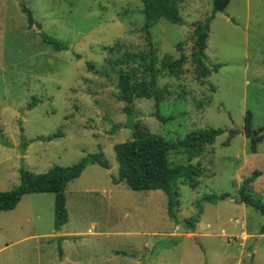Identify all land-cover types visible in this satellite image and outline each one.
I'll use <instances>...</instances> for the list:
<instances>
[{"label": "rangeland", "instance_id": "obj_1", "mask_svg": "<svg viewBox=\"0 0 264 264\" xmlns=\"http://www.w3.org/2000/svg\"><path fill=\"white\" fill-rule=\"evenodd\" d=\"M141 7L140 0H0V191L19 184L21 167L34 176L97 152L110 165L88 163L66 184L67 220L59 230L51 192L25 194L1 211L0 264H264V213L239 200L250 179L264 204V137L251 152L243 132L249 112L252 128L264 133V0H230L214 13L204 61L218 66L204 84L189 59L191 33L212 0H182L181 25L147 23ZM41 33L68 49H54ZM149 42L159 69L180 54L186 62L179 77L157 74L158 85L171 90L159 106L134 99L132 121L171 141L192 130H222L191 160L201 165L199 183L178 185L171 214L164 191L111 180L114 145L132 131L108 60L146 52ZM139 62L127 67L141 69ZM178 85L185 97L174 94ZM168 159L186 163L187 156ZM221 193L228 196L205 199Z\"/></svg>", "mask_w": 264, "mask_h": 264}, {"label": "trees", "instance_id": "obj_2", "mask_svg": "<svg viewBox=\"0 0 264 264\" xmlns=\"http://www.w3.org/2000/svg\"><path fill=\"white\" fill-rule=\"evenodd\" d=\"M141 11L147 23H155L163 20L172 24L183 23L179 16V8L182 0H140ZM230 0H212L211 13L203 20L196 21L192 28L190 62L194 66L195 78L204 84L212 72L217 71L218 65L209 66L205 63L206 39L208 36L209 23L214 13L223 11ZM27 13L29 23L32 24L30 11L23 6ZM43 40L53 45L54 49H68L66 43L54 37L41 33ZM146 52L131 53L124 52L120 58L109 59L110 69L116 74V92L114 97L123 103V111L128 115L127 126L132 131L129 140L116 143L114 152L117 160V173L111 176L114 183L124 182L132 190H155L164 191L168 197V212L175 205L174 195L177 194L178 185H187L195 188L199 183L202 168L199 162L192 163L191 160L203 154L206 145L214 142L215 137L222 132L220 128H202L186 133L183 139L175 141L168 140L160 134L152 133L146 128L140 127L131 119L133 112L132 103L136 98H153L157 106L164 102L163 99L170 95L171 90L164 83L158 85L157 74L165 70L168 75L179 77L182 66L186 62V56L180 54L176 59L167 60L162 63V69L157 67L158 58L151 48ZM182 43L176 44L181 49ZM111 49V48H110ZM136 58L140 60L141 69L135 66L127 67ZM126 65V67H124ZM90 68L91 64L88 65ZM139 69V70H138ZM141 76L137 78V72ZM180 90H175L178 97H185L187 90L184 85H178ZM183 86V87H182ZM211 91L214 86L209 84ZM211 97H207V103ZM201 104V102H199ZM164 122L169 117L159 116ZM117 126H114V129ZM251 126V114L246 112L244 117L243 132L249 141V150L256 152L257 145L262 141L264 133H258ZM227 143V142H226ZM181 153L187 156L186 163H174L169 161L170 153ZM88 163H97L103 168H109V163L103 158L101 152L88 154L78 162L69 166L54 165L46 172L32 176L23 167L20 168V182L10 190L0 191V212L12 209L21 197L29 193L51 192L54 194V229L59 230L67 220L65 208L64 188L66 184L77 178ZM226 193L207 194L205 199L209 201L225 199ZM239 200L245 204L253 205L264 213V204L256 200L252 194L250 179H244L239 187ZM199 214V213H198ZM194 226V223L192 224Z\"/></svg>", "mask_w": 264, "mask_h": 264}, {"label": "water", "instance_id": "obj_3", "mask_svg": "<svg viewBox=\"0 0 264 264\" xmlns=\"http://www.w3.org/2000/svg\"><path fill=\"white\" fill-rule=\"evenodd\" d=\"M237 133H239V130H232V131H230V134H237Z\"/></svg>", "mask_w": 264, "mask_h": 264}]
</instances>
